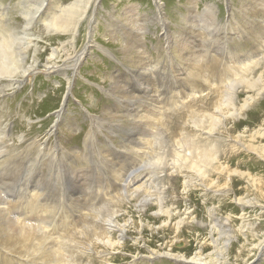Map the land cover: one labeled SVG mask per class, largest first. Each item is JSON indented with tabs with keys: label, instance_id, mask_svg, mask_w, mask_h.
I'll return each instance as SVG.
<instances>
[{
	"label": "rangeland",
	"instance_id": "rangeland-1",
	"mask_svg": "<svg viewBox=\"0 0 264 264\" xmlns=\"http://www.w3.org/2000/svg\"><path fill=\"white\" fill-rule=\"evenodd\" d=\"M23 1L0 0V26L7 25L0 32H22L33 6H22ZM41 1L43 8L26 31L34 43L24 63L34 73L27 79L14 75V85L0 75V98L6 101L1 113L8 116L2 121L10 122L7 127L13 126L14 135H22L25 143L46 141L51 149L79 150L71 172L65 171L63 178L67 182L84 174L75 181L78 190L88 189L93 179L107 184L116 177L112 166L119 169L120 163L117 155L104 149L109 143L104 137L111 139L118 130L100 123L93 130L95 152L91 153L83 143L71 145L70 134L81 133L83 138L92 123L100 120L92 116L107 112L116 101L112 97L118 96L114 93L136 82L142 69L146 71L144 81H139L147 89L156 84L168 89L169 80H175L177 107L158 145L162 159L158 163L154 156L131 159L134 172L150 173L151 197H145L149 206L142 222L133 208L114 215L116 226L129 224V219L134 224L125 225L128 247L114 254L119 257L114 264L132 260L130 252L140 258L147 251L172 252L186 260L198 258L201 264H264V0H86L74 36L68 31L74 21L69 11L62 14L66 32L43 31L36 19L79 0ZM54 64L61 71H46L45 66ZM151 71L158 74L151 75ZM193 96L201 102L192 109L198 117L207 115L206 123L194 120L186 131L193 135L194 129L206 131L210 117L212 139L203 143L188 136L175 142L182 121L188 119ZM9 133L8 129L6 138ZM196 144L213 145L217 163L205 170L180 172L175 159H188L186 155ZM6 145L11 150L17 145L16 137ZM105 158L110 160L107 166L102 161ZM57 161L62 166V159ZM200 173L203 178L198 177ZM157 198L162 199V209ZM101 208L108 209L98 202L95 209ZM164 211H172L168 222ZM138 236V248L130 250L132 238ZM86 242L81 241L80 247L89 252ZM14 249L13 254L19 256L18 248ZM88 256L93 260L94 254ZM168 261L161 256L153 264H171Z\"/></svg>",
	"mask_w": 264,
	"mask_h": 264
},
{
	"label": "bare ground",
	"instance_id": "bare-ground-1",
	"mask_svg": "<svg viewBox=\"0 0 264 264\" xmlns=\"http://www.w3.org/2000/svg\"><path fill=\"white\" fill-rule=\"evenodd\" d=\"M84 1L86 0H79L67 6L61 5L57 8L58 11L53 9L52 14L43 12V17H38L36 21L41 23L40 26L43 31L66 32L68 27L64 26L62 14L69 11L74 16V21L68 31L74 36L76 25L87 8L83 9L82 3L85 4ZM20 3L22 6L33 4L28 13L29 19L25 17L26 23L22 32L16 30L13 33L10 31L0 32V75L9 78L11 85L17 83L13 79L14 75L20 74L27 79L35 71L32 66L29 69L25 67L24 63L29 48L34 43L31 34L26 33V31L31 22L35 21L34 16L40 13L43 8L41 0H36L35 3H32V0H24ZM65 18V23L70 24L69 17ZM5 26L7 25H1L0 29ZM36 52L35 49L34 55ZM82 56H79L80 60L83 58ZM212 60L214 61V59ZM54 65L45 66L46 71H61L56 64ZM143 72L146 71L142 69L140 75L136 76L139 77L136 82L122 87L121 92H117V90L114 93L118 94L116 98L114 94H111L114 96L111 97L116 101L107 109V112L99 116H92L100 120H97L96 123L92 121L91 129L84 132L83 138L81 133L70 134L68 142L71 145L83 143L84 149L91 153L95 152L93 130L98 128L100 123L103 125L105 123L110 124L112 128L118 130L117 135L112 133L116 135L115 137L112 136L111 139L104 137L109 141V143L104 142V149L110 154L117 155L116 158L120 163L119 169L112 166L116 177L109 179L107 184H99L93 179L90 187L84 190H78L79 188L75 185V181L78 182L84 174L75 175L72 180L69 179L67 182L63 180L65 171L71 172L72 164L77 161L78 153L76 151L79 150L72 151L75 147L63 148L60 146L51 149L46 141L43 143L38 141L25 143L22 135H14L13 126L7 127L10 122L2 121L3 118H6L2 114L3 112L1 113L6 101L4 98H0V264H114L119 259L114 254L116 252L124 253V248L128 247L125 240L130 239L127 237L126 228L128 227L125 225L134 226V224L129 219V224L116 226L113 217L118 212L128 213V210L133 208L137 218L142 222L143 212L149 206L146 205L145 197H151L148 191L150 187L147 184L150 173L145 171L134 172L137 169L131 159L139 155L154 156L157 163L159 159H162L158 156V145L165 131H168V123L173 121V117H170L177 107L175 102L178 98L174 79H167L170 82L168 89H162L161 86L157 87V84L147 89L139 81H144ZM150 73L151 75L158 74L154 71ZM150 73L148 78L151 76ZM169 75L171 77L170 73ZM172 76H175L174 73ZM199 102L201 100L193 96L191 104L187 105L190 110L189 113L187 112L188 119L182 121L179 130H177L181 138H177L175 142H179L188 136H194L196 141L203 143L212 139L211 132L213 129L211 128L210 117L208 118V127L204 128L206 131L199 132L194 129V135L186 131L189 128L187 124L194 120H198L202 125L206 123L207 115L198 117L192 109ZM222 102L224 103L225 100ZM183 106L186 104L181 107ZM57 116H60V113ZM8 129L10 133L9 137L6 138ZM106 131L109 132L110 128L108 127ZM49 136L51 137L52 133ZM15 137L17 145L8 150L7 148L11 144H6ZM113 141H118V143L113 146ZM193 148L194 150L199 149L198 152H194ZM193 148L186 155L188 159H175L174 163L180 172H190L195 169L205 170L206 166L213 165L219 158L213 150V145H210L211 149L206 145L197 144ZM111 149L114 153L110 152ZM210 154H214V157L212 158ZM61 159L62 166L57 161H61ZM102 161L106 166L110 164L109 158ZM122 170L123 173H121ZM199 170L194 172L198 174ZM200 175L201 173L198 177ZM164 190L163 186L162 194ZM98 202L104 203L108 209L105 212L101 211L102 208L95 209ZM156 202L159 209H162V199L157 198ZM158 213L161 212L158 211ZM163 213L168 222L172 211H164ZM130 227L132 228V226ZM176 227V231H178V224ZM138 234L139 229H137ZM82 239L87 241L86 245L89 244V252H85L86 250L81 248L82 246L80 247ZM132 241L130 250L138 248L139 236L132 238ZM15 247L18 248L19 256L14 255ZM147 252V255L140 258L135 253L130 252L133 259L129 262L122 259L124 263L120 264H153L159 262L161 256L169 260L168 262L171 264H178L180 261H186L188 264H193V262L194 264H201L198 258L186 260L183 256L175 255L172 252L163 254L154 251ZM89 253L94 254L93 260L89 256V258H85L86 254Z\"/></svg>",
	"mask_w": 264,
	"mask_h": 264
},
{
	"label": "water",
	"instance_id": "water-1",
	"mask_svg": "<svg viewBox=\"0 0 264 264\" xmlns=\"http://www.w3.org/2000/svg\"><path fill=\"white\" fill-rule=\"evenodd\" d=\"M67 94H68V93H67ZM67 94H66V97H67ZM66 97H65V98H66ZM65 98H64V102H63V103H65V102H66V99H65Z\"/></svg>",
	"mask_w": 264,
	"mask_h": 264
}]
</instances>
